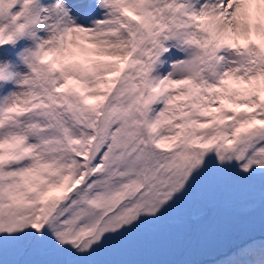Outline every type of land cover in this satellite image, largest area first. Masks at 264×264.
<instances>
[{
  "label": "snow or ice",
  "instance_id": "obj_1",
  "mask_svg": "<svg viewBox=\"0 0 264 264\" xmlns=\"http://www.w3.org/2000/svg\"><path fill=\"white\" fill-rule=\"evenodd\" d=\"M219 197L253 215L217 264H264V0H0V264Z\"/></svg>",
  "mask_w": 264,
  "mask_h": 264
},
{
  "label": "rangeland",
  "instance_id": "obj_2",
  "mask_svg": "<svg viewBox=\"0 0 264 264\" xmlns=\"http://www.w3.org/2000/svg\"><path fill=\"white\" fill-rule=\"evenodd\" d=\"M252 215L245 207H228L223 197L196 207L186 202L157 225L115 245L101 264H217L207 258L226 251L234 242L229 230Z\"/></svg>",
  "mask_w": 264,
  "mask_h": 264
}]
</instances>
